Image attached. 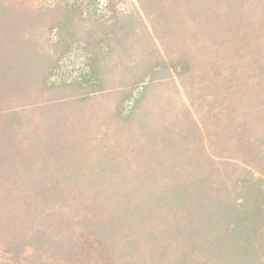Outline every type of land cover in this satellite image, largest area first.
Instances as JSON below:
<instances>
[{
    "label": "rangeland",
    "instance_id": "obj_1",
    "mask_svg": "<svg viewBox=\"0 0 264 264\" xmlns=\"http://www.w3.org/2000/svg\"><path fill=\"white\" fill-rule=\"evenodd\" d=\"M16 7L23 10L20 17L27 10L35 14L26 23V32L36 36L46 32L45 50L56 63L45 70L39 83L24 84V91L1 100L4 106L0 109L5 111L0 113V135L12 131L9 135L17 136L21 129L47 135L46 139L57 137V146L48 150L46 163L51 167L61 162L71 166L81 160L87 169L98 162L108 164L110 159L126 167L125 158L131 156L127 151L136 147L139 151L124 173L128 171L127 177L138 184L134 189L115 182L113 187L98 188L87 171L82 176L86 181L69 179L71 185L63 182L61 194L55 196L75 206L74 214L58 216L41 208L32 212L26 203L14 208L7 204L0 209V264H127V230L119 228L117 236L107 238L106 243L96 224L115 212V205L121 212L127 198L139 196L136 187L149 186L151 182L143 176L145 165L153 164L151 160L163 163L160 168L172 173L165 167H173V160L164 154L182 157L180 160L187 154L179 147V138L171 142L175 148L168 145L160 154L155 148L153 156L143 148L147 137L140 135L136 124L152 111L169 116L177 114L178 106H188L186 113L199 122L203 135H193L188 129L178 131L182 138L192 137L195 149L205 139L201 158L193 159L195 165L189 166L191 176L206 174L212 177L214 188L225 184L230 189L233 183L248 178L249 171L264 176L254 168V150L245 143L264 132V0H26ZM195 8L201 12L198 16L190 14ZM89 15L100 17L106 25L96 27ZM85 52L93 53L94 76ZM94 54L101 61L94 63ZM178 61L185 69L182 79L174 70ZM163 65L170 70L159 69ZM80 76L87 81L75 83ZM65 100L70 105H58ZM52 144L47 141L41 147ZM12 147V156L1 152L0 159L18 155L19 147ZM22 153L44 171L48 169L38 145L24 148ZM198 163L203 164L201 171ZM256 166L262 168L260 163ZM10 171L2 169L0 176ZM45 173L43 178L50 176ZM86 189L90 191L86 193ZM105 196L111 200L102 201ZM32 229L41 242L47 241L36 255L25 243L34 238ZM18 243L26 245V260Z\"/></svg>",
    "mask_w": 264,
    "mask_h": 264
},
{
    "label": "trees",
    "instance_id": "obj_2",
    "mask_svg": "<svg viewBox=\"0 0 264 264\" xmlns=\"http://www.w3.org/2000/svg\"><path fill=\"white\" fill-rule=\"evenodd\" d=\"M22 1L26 0H0V106H4L1 105V100L5 97H12L14 93L24 91V84L39 83L45 70L56 63V59L45 50L46 32L44 31V36H36L33 31L26 32V23L33 20L35 14L27 10L24 12L25 15L20 17L23 10L18 9L16 4ZM202 8L206 13V7ZM190 12L195 16L201 13L197 12L196 8ZM82 14V11H79V18ZM82 18L80 20L84 22ZM89 19L96 27L106 25V21L101 20L100 17L90 16ZM125 26L129 27V25ZM125 42L128 41L125 40ZM125 42L121 44H126ZM90 54L93 53L85 52V58L90 65V75L92 73L94 76ZM94 55L95 57L92 56L94 63L101 61L97 54ZM182 64V61H178L174 67L176 77L179 79L185 75V69L181 68ZM159 69L170 70L166 65ZM27 73L29 78L26 77ZM86 81V76L75 79V83ZM63 102L58 105L65 107L66 104L70 105V100ZM191 102L194 104L193 99ZM183 107L185 108L178 106V111L181 112L177 111V114L172 113L169 116L152 111L137 121L136 127L141 128L140 135L147 137L145 143L152 144V148L145 143L143 145L151 156L155 155L153 153L155 148L157 154H160L162 148L166 150L168 145L175 148L171 142L179 138L182 144L179 147L187 152L183 156L186 159L180 160L182 157L174 159L173 155L165 153L166 159L170 162L173 160V167L168 166L165 169L171 168L172 173H165L160 168L161 162L151 160L152 165H145L144 176L143 173L141 174L143 177L147 176L151 183L148 187L143 185L142 189L136 187V190L141 192L139 196L127 198L121 212L120 209L117 211V205H115V212L107 214L100 220L101 223L96 224L101 230L100 238L107 243L105 240L115 238L119 228L127 230L126 235L129 236L125 235L124 238L125 247L128 249L127 264H264V176L249 171V177L233 183V189L225 184L224 187L221 185L214 188L212 177L206 174L191 176V171L188 172L189 166L195 165L193 159L201 158L199 152L205 151L206 146L203 138L197 143L195 149L193 147L196 143L192 137L182 138V133H178L180 130L188 129L193 135H203L197 119L186 113L188 106ZM4 111L0 109V113ZM134 114L135 112L130 115ZM19 130L22 133L17 136L15 135L18 133L9 135L12 131L5 133L8 135H0V153L2 152L4 156H12L14 153L11 150L12 146L19 147L15 152L19 154H15V157L7 156L9 158L0 159V171L5 168L11 170L6 176H0V202H3V206L2 202L0 204V209L7 204L14 208L15 205L26 203L32 212L41 208L58 216L68 212L74 214L75 206L58 201L55 196L58 197L61 194L64 188L61 186L63 182L64 184L72 183L69 179L78 178L75 182H79L80 179L86 181L82 179V176L87 171L95 179L94 184H97L98 188L113 187L115 182L134 189L138 184L127 177L128 171L124 173V168L128 169L132 166L131 157L139 151L136 147H130V151H127L131 154L130 157L125 158L127 168L117 166L114 159H110L108 164L101 162H98L96 166L90 164L87 169H84L81 160L73 161L75 165L71 166L63 165L61 162L51 167L49 163H46L48 150L57 146L55 142L57 137L46 139L47 135L43 137L38 136V133L34 131ZM59 136L63 134L60 133ZM47 141L54 144L49 148L41 147ZM247 142L250 143L256 156L254 168L264 173V132L258 133L253 138L251 136L245 143ZM185 143H188V147ZM36 145L41 148L43 163L48 164V169L45 168V171L50 176L52 174V180H49L50 176L43 178L44 167L38 165L37 161L30 157L23 158L24 148L34 147L35 149ZM145 160L148 163L149 159ZM158 160L159 158L156 159ZM137 161L134 162L138 163ZM257 162L262 166L261 169L257 168L256 164H259ZM198 166L201 171L203 164L198 163ZM40 171L42 174H39ZM119 176L125 177L126 180L121 181ZM100 182L105 184L101 185ZM78 184L76 185L79 186ZM89 191L86 189L85 192ZM104 199L111 200L107 196L102 198V201ZM26 234L29 235L28 232ZM31 234L34 238L26 240L25 243L29 246L27 249L32 251V255H36L39 248L41 249L40 246H45L47 241L41 242L37 230L32 229ZM107 234H111V237ZM35 239L39 242L35 243L37 242ZM18 244L21 247L20 255L23 254L26 260L29 258L26 254L27 249L24 250L26 245Z\"/></svg>",
    "mask_w": 264,
    "mask_h": 264
}]
</instances>
